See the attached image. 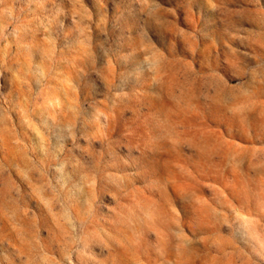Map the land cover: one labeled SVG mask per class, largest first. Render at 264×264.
Returning <instances> with one entry per match:
<instances>
[{
	"label": "rangeland",
	"instance_id": "374dc122",
	"mask_svg": "<svg viewBox=\"0 0 264 264\" xmlns=\"http://www.w3.org/2000/svg\"><path fill=\"white\" fill-rule=\"evenodd\" d=\"M0 264H264V0H0Z\"/></svg>",
	"mask_w": 264,
	"mask_h": 264
}]
</instances>
